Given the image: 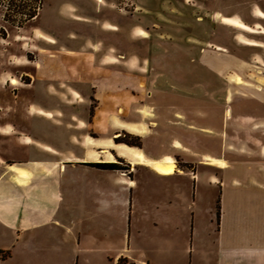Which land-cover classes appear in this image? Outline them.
<instances>
[{
    "label": "rangeland",
    "instance_id": "rangeland-1",
    "mask_svg": "<svg viewBox=\"0 0 264 264\" xmlns=\"http://www.w3.org/2000/svg\"><path fill=\"white\" fill-rule=\"evenodd\" d=\"M110 123L116 124L107 134ZM111 139L114 148L138 149L146 161L172 160L190 171L199 163L216 176L227 163L263 158L264 0H0V178L53 179L43 204L54 217L34 233L35 243L56 251L61 264H82L89 255L88 264H134L124 254L149 264H188L175 248L161 258L156 248L188 240V213L177 231L169 223L161 231L141 227L130 246L117 234H100L112 213L89 203L83 192L89 186L77 179L134 176L135 193H161L140 166L135 171L123 156L102 151ZM101 160L125 171L88 166ZM240 169L229 170L232 189ZM191 177L166 185L178 199L183 191L189 207ZM121 185L115 188L122 198L130 189ZM25 188L33 199L43 191L38 183ZM206 188L194 264H214L218 255L208 235L215 240L220 190ZM23 251L16 263L0 250V264H43L40 249L29 250L35 254L29 263Z\"/></svg>",
    "mask_w": 264,
    "mask_h": 264
},
{
    "label": "crops",
    "instance_id": "crops-1",
    "mask_svg": "<svg viewBox=\"0 0 264 264\" xmlns=\"http://www.w3.org/2000/svg\"><path fill=\"white\" fill-rule=\"evenodd\" d=\"M115 124L110 123L108 131H106L107 134L112 127H115ZM112 140H108L106 143ZM101 144L104 146L102 151L106 150L104 152H108V154L114 152L117 156H123L128 166L134 168L135 171L137 165L140 166L145 174L151 175V179L161 191L160 195H152L149 191L135 193V189L139 188V185L134 176L133 179L122 176L114 178L101 174L98 177L77 179L85 186H89V188L83 189V192L89 196V203H97L103 214L112 213L111 224H99L98 226L103 228L100 232L102 236L108 238L111 233L117 234L130 246L131 242H134L136 234L142 233L141 227H147L150 224L154 228H160V224L169 223V226L174 225V229L177 231L178 225L184 224L182 221L185 217L184 213H188V223L190 221V229L187 230L188 240L184 243L180 239L175 240L177 243L169 240L163 243L162 247L156 246V248L159 250L160 258L163 254H167V250H170L173 255L174 252L171 249L175 248V252L178 250L176 257L187 258L188 264H194L197 258L196 245L200 240L196 233L198 230L197 216H199L200 201L203 202L204 195L208 194L203 191L200 194V190L201 188L208 189L206 187H217L220 190L217 205H220L221 208L216 210L215 240L212 234L208 235L210 241L218 246V255L213 259L214 264H264V155L260 160H242L238 164L227 163L224 167L217 169L218 175L216 176L211 170L206 173L205 170L210 167L207 169L199 163L194 165L189 163L193 167V170L190 171L187 167L179 168L172 160L146 161L144 155L140 154L138 150H135L136 152L120 151L110 143L102 142ZM110 148L112 149L110 150ZM256 152H258L257 148ZM140 157L143 161L139 160ZM115 162L101 160L97 164H115ZM157 165L173 166L175 172L164 175L157 171ZM234 167L244 169V171L240 169L242 174H240L238 187H234L236 189H232L234 182L229 179V170ZM249 168L251 170H248ZM188 173L192 176L191 182H194L190 207L183 204V191L178 193L179 199L166 192L167 184L173 183L176 179L186 181L184 178ZM58 178L68 182L72 181L69 176ZM29 183H38L43 188V191L38 190L39 195L35 199H33L35 195L31 192V188H25ZM52 183L53 179L48 176L20 175L14 179L0 178V209H2L0 210V232H2L1 237L4 240V243L0 244V250L11 253L13 258L9 261L16 260L14 262L18 263L21 260V257H18L20 250L26 249L23 251L24 260L22 262L29 263L35 256L34 253H29V250L37 248L40 249V254L45 255L39 258L40 262L61 264L60 257L54 255L56 251L43 248L34 240V233L54 217L51 207L48 208L43 204L45 201L44 191L49 195V192H52L50 190ZM94 183L98 186L92 188L91 185ZM120 185L127 190L130 189L122 198L119 189L115 188ZM160 199L163 204L159 203ZM37 201H41L39 206H36ZM18 204L20 207L15 209L19 206ZM136 208L138 214L135 212ZM119 211H123V218H120ZM217 214H220L219 219ZM136 215L138 217H135ZM146 217H149V221H146ZM54 223L59 224L58 222ZM179 230L178 232H180ZM74 233L78 235V243L81 245L79 229ZM121 258H127L134 264H149L148 260L143 259L138 262L129 254H124ZM88 260H84L82 264H88ZM66 262L63 261V263ZM180 262L182 261L180 260ZM205 263L209 264V261Z\"/></svg>",
    "mask_w": 264,
    "mask_h": 264
},
{
    "label": "trees",
    "instance_id": "trees-1",
    "mask_svg": "<svg viewBox=\"0 0 264 264\" xmlns=\"http://www.w3.org/2000/svg\"><path fill=\"white\" fill-rule=\"evenodd\" d=\"M23 8V6H22ZM18 9H21V7H18ZM36 11L37 9H35V15H36ZM32 16V19H34L36 16ZM135 149V148H133ZM135 150H138V149H135ZM89 167L93 168V169H96V170H99V171H102V172H124L125 170L121 169L119 167V165L117 164H90L88 165ZM119 264H121V262H119Z\"/></svg>",
    "mask_w": 264,
    "mask_h": 264
},
{
    "label": "bare ground",
    "instance_id": "bare-ground-1",
    "mask_svg": "<svg viewBox=\"0 0 264 264\" xmlns=\"http://www.w3.org/2000/svg\"><path fill=\"white\" fill-rule=\"evenodd\" d=\"M139 160L143 161L141 157L139 158ZM156 169H157V171H159L160 173H162L164 175L171 174V173L175 172L173 166L157 165Z\"/></svg>",
    "mask_w": 264,
    "mask_h": 264
}]
</instances>
